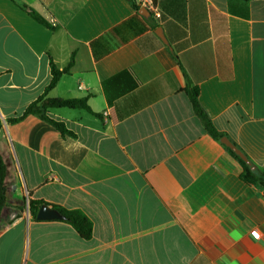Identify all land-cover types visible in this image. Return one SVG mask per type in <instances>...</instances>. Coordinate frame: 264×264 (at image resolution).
Returning <instances> with one entry per match:
<instances>
[{
  "label": "crops",
  "instance_id": "obj_1",
  "mask_svg": "<svg viewBox=\"0 0 264 264\" xmlns=\"http://www.w3.org/2000/svg\"><path fill=\"white\" fill-rule=\"evenodd\" d=\"M132 1L0 0V264H264V186L221 142L264 166V0H154L159 18ZM72 58L48 98H88L92 113L48 115L73 136L10 122ZM30 200L81 211L92 236L37 220Z\"/></svg>",
  "mask_w": 264,
  "mask_h": 264
},
{
  "label": "trees",
  "instance_id": "obj_2",
  "mask_svg": "<svg viewBox=\"0 0 264 264\" xmlns=\"http://www.w3.org/2000/svg\"><path fill=\"white\" fill-rule=\"evenodd\" d=\"M132 4L134 9L138 12L140 10V7L133 1ZM23 8L29 13V15L33 19H35L41 25L51 30L55 29V26L53 24L47 21L43 16H41L35 10L30 9L26 6H23ZM173 55L177 60H179L178 55L176 53H173ZM73 62H74V58L71 59V62L69 63L68 67H66L63 70H59L54 63H51L52 80L48 85V87L45 89L43 95L40 96L36 101L31 103L20 117L11 119L10 122H18L29 115H35L38 118L54 126L64 136H68V135L73 136V133L68 131L62 122L56 121L50 118L48 115V113L52 109H59V108L83 109L92 113V110L88 105V98H81V99L48 98V93L54 87H56L61 77L69 72V69L72 66ZM135 84L136 83L134 82V85ZM186 92L191 98L194 110L201 118L204 127L209 131V133L214 138L220 139L222 137L221 133L217 131V129L215 128L211 120L208 118V116L205 114L204 110L202 109L199 103V89L195 86L188 85ZM231 153L233 154V156H235L237 159L240 160L244 169L247 172L248 177L258 181L261 185L264 186V166L256 167L255 170H252L251 167L247 165L245 162H243L234 152L231 151ZM7 175H8V166L3 156L0 153V217L6 207ZM43 204L46 203L43 201H33V200L29 201V210L33 216L36 217L38 208ZM53 207L59 210L65 216V220L63 221L71 224L76 229V231L81 235V237L88 239L92 236V231H93L92 223L84 213H82L79 210H66L64 208L57 206H53Z\"/></svg>",
  "mask_w": 264,
  "mask_h": 264
},
{
  "label": "water",
  "instance_id": "obj_3",
  "mask_svg": "<svg viewBox=\"0 0 264 264\" xmlns=\"http://www.w3.org/2000/svg\"><path fill=\"white\" fill-rule=\"evenodd\" d=\"M136 1V0H134ZM139 14H141L145 18L151 17V12L144 7H141L139 10ZM156 34L162 39V41L171 48L170 42L165 36L162 27H158L156 30ZM221 142L228 147L232 152H234L243 162L251 167L252 170L256 169L255 164H253L252 160L249 156L244 152L242 148L237 146L233 141H231L227 136H223L221 138ZM37 220L45 221V220H65V216L53 206L48 204H43L38 208L36 217Z\"/></svg>",
  "mask_w": 264,
  "mask_h": 264
},
{
  "label": "built area",
  "instance_id": "obj_4",
  "mask_svg": "<svg viewBox=\"0 0 264 264\" xmlns=\"http://www.w3.org/2000/svg\"><path fill=\"white\" fill-rule=\"evenodd\" d=\"M136 4L139 7L147 8L157 18L161 16L154 0H136ZM255 231H258V230H255Z\"/></svg>",
  "mask_w": 264,
  "mask_h": 264
},
{
  "label": "clouds",
  "instance_id": "obj_5",
  "mask_svg": "<svg viewBox=\"0 0 264 264\" xmlns=\"http://www.w3.org/2000/svg\"><path fill=\"white\" fill-rule=\"evenodd\" d=\"M232 236L236 240H240L243 238L242 234L239 231H235V230L232 232ZM251 236L253 239H255L257 241H259L261 239V233L258 231H255V230L251 232Z\"/></svg>",
  "mask_w": 264,
  "mask_h": 264
}]
</instances>
